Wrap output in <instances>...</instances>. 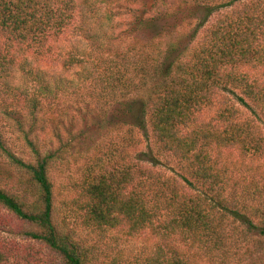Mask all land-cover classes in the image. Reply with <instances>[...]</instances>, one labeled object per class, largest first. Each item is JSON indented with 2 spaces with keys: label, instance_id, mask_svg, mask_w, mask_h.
I'll return each mask as SVG.
<instances>
[{
  "label": "trees",
  "instance_id": "1",
  "mask_svg": "<svg viewBox=\"0 0 264 264\" xmlns=\"http://www.w3.org/2000/svg\"><path fill=\"white\" fill-rule=\"evenodd\" d=\"M221 1L0 0V83L26 112L27 131L23 121L17 127L30 153L17 157L0 136V156L23 186L0 188V208L55 264H98L57 219L49 171L79 139L76 126L84 136L101 124L120 134L83 156L64 219L103 235L146 236L152 246L124 264H264L261 241L241 248L248 236L264 240V0ZM178 6L198 24L186 43L165 42ZM224 7L232 9L208 22ZM139 33L147 39L132 37ZM141 137L177 163L174 177L148 168L156 162L146 153L109 164Z\"/></svg>",
  "mask_w": 264,
  "mask_h": 264
},
{
  "label": "rangeland",
  "instance_id": "2",
  "mask_svg": "<svg viewBox=\"0 0 264 264\" xmlns=\"http://www.w3.org/2000/svg\"><path fill=\"white\" fill-rule=\"evenodd\" d=\"M128 1V0H127ZM133 1V0H129ZM145 3H149V0H139ZM227 0L221 1V3L227 4ZM177 6V5H176ZM227 6V5H226ZM180 7V6H178ZM179 14L169 22V25L172 27V30L165 34V42L169 40L173 41L180 37L179 40L187 41L184 39L188 35V32L197 26L198 20L196 17H190L187 14V11L183 7H180ZM232 7H224L219 9L220 11L215 12L213 16L209 19L208 22H214L217 17L229 13ZM135 40L144 41L147 39L146 35L137 34L132 36ZM132 43L131 39H128ZM134 42V41H133ZM135 43V42H134ZM186 43V42H185ZM186 45V44H185ZM37 64V63H36ZM5 88L0 83V136L3 144L17 157L27 161L30 157L28 148L24 145L22 140L21 132H19L17 127V121H23L24 123V132L27 131L29 119L26 112L21 106L20 101L17 99L18 94L15 92L13 95H9L8 92H5ZM13 96V97H12ZM225 96V94H224ZM227 102H234V98L227 94L225 96ZM236 108H238L240 117L250 116L248 111L244 110L243 107H240L236 103ZM58 118V117H57ZM52 122V126L56 124ZM101 124V123H98ZM103 125L104 128L97 129L92 127L91 131L83 135L85 131L84 126H76L74 130V138L78 137L79 139L75 140L74 144L68 148L67 152L63 155V158L56 161L54 165L50 168L49 177L53 185L54 192V201L57 208V219L65 220L66 226H69L70 229H76V239L79 240L86 248L93 251L94 257L97 260L98 264H111L113 260H116L118 264H124L128 261H133L145 254L146 251L152 246V243L147 237H127L122 232L114 231L106 234H100L99 232H93L83 228H76L75 223L65 218V208L63 207V201L67 198L69 193L70 183L78 176L81 169V164L83 162V156L85 153H90L95 146V144L104 143L106 144L111 138L116 137L120 134V131L117 130V127ZM95 126V125H94ZM81 129V132H79ZM261 130L264 136V125L261 126ZM38 129L36 127V133ZM34 134V133H33ZM37 136H41L38 133ZM44 138V143L47 145L49 142H52L50 146H56L54 141L49 139V134L46 133ZM63 140H67L66 135H62ZM68 142V140L66 141ZM126 153V154H124ZM137 153H146L147 157L145 160H151V157L156 162L153 165H148V168L154 169L165 176L174 177L173 175L177 170V163L174 162L168 156H157L156 149L151 141V139H145L141 137V142L139 146H136L134 149H128L125 152L115 151L113 154L108 155L109 164L111 166H116L117 164L126 163V162H135V156ZM147 158V159H146ZM231 164L237 172L243 171V166L237 164V156L235 153H232V157H229ZM153 162V161H152ZM154 163V162H153ZM147 165L146 163H144ZM150 166V167H149ZM264 171V168H263ZM0 188H3L9 192H21L23 190L22 179L20 178L19 173L12 168L5 158L0 156ZM232 225V224H231ZM244 228L238 229L237 238L239 242H243L242 233ZM20 224L14 219V217L6 210L0 208V257L3 260L4 264H55V259L48 255V253L41 248L39 245L32 242L24 240L20 235ZM257 241L259 249H262L258 254L260 256L264 255V240L257 239L253 237H246V242L241 243L242 249L252 248L254 250V243Z\"/></svg>",
  "mask_w": 264,
  "mask_h": 264
}]
</instances>
